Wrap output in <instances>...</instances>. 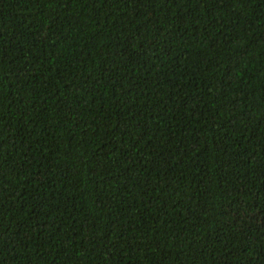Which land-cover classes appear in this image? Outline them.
I'll return each instance as SVG.
<instances>
[{
    "label": "trees",
    "instance_id": "1",
    "mask_svg": "<svg viewBox=\"0 0 264 264\" xmlns=\"http://www.w3.org/2000/svg\"><path fill=\"white\" fill-rule=\"evenodd\" d=\"M0 264H264V0H0Z\"/></svg>",
    "mask_w": 264,
    "mask_h": 264
}]
</instances>
